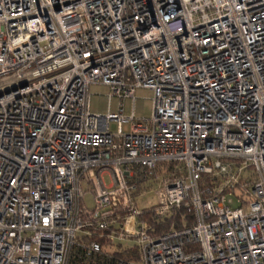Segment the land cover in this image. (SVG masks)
<instances>
[{"label":"built area","instance_id":"built-area-1","mask_svg":"<svg viewBox=\"0 0 264 264\" xmlns=\"http://www.w3.org/2000/svg\"><path fill=\"white\" fill-rule=\"evenodd\" d=\"M96 233L134 242L114 264H264V0H0V264L94 256Z\"/></svg>","mask_w":264,"mask_h":264},{"label":"trees","instance_id":"trees-1","mask_svg":"<svg viewBox=\"0 0 264 264\" xmlns=\"http://www.w3.org/2000/svg\"><path fill=\"white\" fill-rule=\"evenodd\" d=\"M202 182H206V180L204 179ZM147 213L149 211L143 213V219ZM147 221L155 228L156 232L163 233L171 228H180L182 224H192L193 215L191 210L180 207L172 210L169 217L161 220H152L149 217ZM91 238L99 240L102 248L101 252L94 256L85 257L82 249L75 245L70 252L68 264H114L118 259L136 260L138 258L139 253L134 245L127 248H122L120 245H117L116 248L107 250L106 247L113 245L112 243L100 238L97 233L93 234Z\"/></svg>","mask_w":264,"mask_h":264},{"label":"rangeland","instance_id":"rangeland-1","mask_svg":"<svg viewBox=\"0 0 264 264\" xmlns=\"http://www.w3.org/2000/svg\"><path fill=\"white\" fill-rule=\"evenodd\" d=\"M109 92V88L104 85H92L89 88L90 93V110L94 113L104 114L107 111V99L106 93ZM151 92L147 89L138 88L135 90L134 93V115L139 118H148L152 112V103H151ZM110 110L112 112L117 111V100L115 98L112 99L110 104ZM132 110V99L124 100V114H130ZM113 127V125L111 124ZM106 184L110 182L109 176L105 175L103 177ZM86 192L84 194V203L88 206H92V195L89 193V188H87L86 183H82ZM155 203V196L154 190H150L149 192L145 193L144 195L138 198V206L142 207L143 205L150 206ZM150 217V214L147 213L145 215V220ZM132 240H126L122 244L124 246H131L133 245ZM112 246V247H111ZM108 245L106 247L107 250H112L116 248L117 245ZM121 246V245H120Z\"/></svg>","mask_w":264,"mask_h":264}]
</instances>
